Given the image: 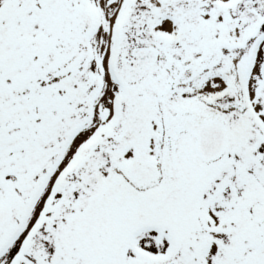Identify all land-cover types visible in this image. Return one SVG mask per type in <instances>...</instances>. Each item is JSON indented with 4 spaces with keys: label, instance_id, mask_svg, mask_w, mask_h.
Returning a JSON list of instances; mask_svg holds the SVG:
<instances>
[{
    "label": "snow or ice",
    "instance_id": "snow-or-ice-1",
    "mask_svg": "<svg viewBox=\"0 0 264 264\" xmlns=\"http://www.w3.org/2000/svg\"><path fill=\"white\" fill-rule=\"evenodd\" d=\"M0 264H264V0H0Z\"/></svg>",
    "mask_w": 264,
    "mask_h": 264
}]
</instances>
